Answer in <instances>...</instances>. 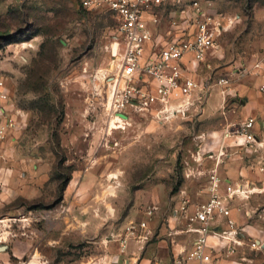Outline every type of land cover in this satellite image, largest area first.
Returning <instances> with one entry per match:
<instances>
[{
	"label": "rangeland",
	"instance_id": "374dc122",
	"mask_svg": "<svg viewBox=\"0 0 264 264\" xmlns=\"http://www.w3.org/2000/svg\"><path fill=\"white\" fill-rule=\"evenodd\" d=\"M193 1L157 9V30L174 37L193 31L198 10L215 16L224 29L201 77L234 86L247 44L264 51V0ZM115 28L110 12H85L79 0H0V80L14 119L0 145V264H173L203 133L227 121L226 104L192 120L128 112L115 128Z\"/></svg>",
	"mask_w": 264,
	"mask_h": 264
},
{
	"label": "built area",
	"instance_id": "2783aa9c",
	"mask_svg": "<svg viewBox=\"0 0 264 264\" xmlns=\"http://www.w3.org/2000/svg\"><path fill=\"white\" fill-rule=\"evenodd\" d=\"M183 1L80 0L81 10H104L115 18L113 39L117 47L115 52H111L115 65L106 74L109 85L108 115L114 118L115 128H122L127 123L128 112L155 120L171 117L192 120L202 113L213 86L198 80L193 74L195 71H189L186 58L189 56L195 64L204 63L208 55L216 51V41L224 27L215 16L198 10L192 19L193 31L188 36L165 38L155 33L158 21L156 10L177 7ZM190 1L192 6H197L196 1ZM261 74L264 77V68ZM216 84L222 87L221 94L225 97L230 77H221ZM9 95L5 82L0 80V144L14 125L9 111ZM254 123L253 118H248L241 127L229 130L226 136L244 137L248 145L256 143L252 133ZM208 184L209 198L195 208L193 215L198 227L190 229L197 234V238L188 252H177L175 264L186 261L213 264L214 259L207 251V239L211 234L228 243V254H234L236 246L242 244L240 232L229 217L228 206L234 198H248L249 192L223 183L215 172L208 176ZM220 187L223 194L219 192ZM151 213L149 210L148 214ZM218 217L226 218V228L213 233L212 227ZM140 227L144 228L145 224ZM133 229V226L127 227V231ZM119 247L120 253H123L126 240H122ZM119 262L120 256L117 255L115 263Z\"/></svg>",
	"mask_w": 264,
	"mask_h": 264
},
{
	"label": "crops",
	"instance_id": "0c3cea01",
	"mask_svg": "<svg viewBox=\"0 0 264 264\" xmlns=\"http://www.w3.org/2000/svg\"><path fill=\"white\" fill-rule=\"evenodd\" d=\"M155 33L162 37L179 38L190 33L177 36H168L157 30ZM245 56L239 58L242 63L239 82L234 86L229 85L228 94H221L222 87L216 81L224 76L213 78L201 77L203 69L201 64H195L187 56L186 63L190 72L202 82H209L213 87L206 100L203 111L207 117L214 116L226 104L225 114L227 121L220 123L215 130L204 131L200 151L195 160L197 163L196 178L193 181V192L196 194L195 202L189 207L190 222L180 231L179 237L171 241V257L175 264L178 251L188 252L197 238V234L190 229L197 228L198 223L193 219L197 206L209 198L208 176L215 172L225 184L241 187L243 191L254 192L246 199L234 198L229 203L230 219L235 223L240 232L242 244L236 246L234 254L227 253L228 243L211 234L207 239V251L214 259L213 264H264V51L260 52L254 43L247 44ZM249 45H253L250 47ZM264 49V46L262 47ZM226 76V75H225ZM215 90V91H214ZM238 102V103H237ZM202 111V112H203ZM197 118V117H196ZM248 118H253L252 133L256 143L246 144L244 137L226 136L228 130L235 122L241 123ZM235 121V122H234ZM1 145V144H0ZM220 194L223 188L220 187ZM194 201V200H193ZM252 213L248 217V213ZM226 218L218 217L212 227V232L217 233L226 228ZM13 251H21L17 247ZM249 253L250 257H247ZM183 264H199L196 261H186Z\"/></svg>",
	"mask_w": 264,
	"mask_h": 264
},
{
	"label": "water",
	"instance_id": "95a60500",
	"mask_svg": "<svg viewBox=\"0 0 264 264\" xmlns=\"http://www.w3.org/2000/svg\"><path fill=\"white\" fill-rule=\"evenodd\" d=\"M120 117H124L123 115H120ZM7 249V247L6 246H0V251H4V250H6Z\"/></svg>",
	"mask_w": 264,
	"mask_h": 264
},
{
	"label": "trees",
	"instance_id": "16d2710c",
	"mask_svg": "<svg viewBox=\"0 0 264 264\" xmlns=\"http://www.w3.org/2000/svg\"><path fill=\"white\" fill-rule=\"evenodd\" d=\"M79 4H80V0H79ZM86 12V11H85ZM61 189L58 190V195L61 196Z\"/></svg>",
	"mask_w": 264,
	"mask_h": 264
},
{
	"label": "bare ground",
	"instance_id": "6f19581e",
	"mask_svg": "<svg viewBox=\"0 0 264 264\" xmlns=\"http://www.w3.org/2000/svg\"><path fill=\"white\" fill-rule=\"evenodd\" d=\"M114 122H111V124H113Z\"/></svg>",
	"mask_w": 264,
	"mask_h": 264
}]
</instances>
